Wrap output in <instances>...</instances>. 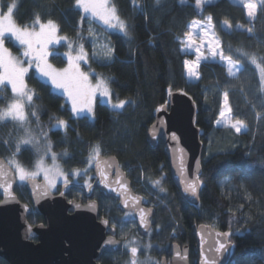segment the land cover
<instances>
[{
  "label": "trees",
  "instance_id": "1",
  "mask_svg": "<svg viewBox=\"0 0 264 264\" xmlns=\"http://www.w3.org/2000/svg\"><path fill=\"white\" fill-rule=\"evenodd\" d=\"M13 2L17 25L31 26L39 16L41 23L51 20L58 25V37L67 38L52 48L53 66L64 68L66 55L77 53L82 45L96 75L110 86L113 99L126 104L112 109L97 101L93 118L74 116L65 98L37 76L35 64L24 63L29 68L25 84L33 99L25 102L27 123L23 126L15 120L0 121V159L8 163L15 159L27 170L43 159L72 177L73 170L91 167L95 160L89 157L98 145L100 155L118 158L120 166L130 172L133 186L137 185L136 192L155 207L152 230L156 242L189 246L191 264H197L192 227L213 225L232 234L234 248L227 264H264V83L256 66L264 67V0H254L257 12L253 18L233 0L205 3L201 11L196 0H109L126 22L128 36L96 18L90 24V14L79 9L76 0H0V8L6 11ZM209 16L223 54L243 69L231 77L223 64L208 61L199 67L200 78L190 81L184 63L189 55L182 51V39L193 21ZM97 39L113 49L111 59L94 57ZM5 43L12 55L23 56V49L11 38ZM175 91L188 94L197 108L196 125L204 145L202 193L197 205L188 203L173 182L163 142L152 148L147 140L156 113ZM225 93L234 120L244 123L247 131L237 134L216 126ZM13 100L7 85L0 91V110ZM60 120L66 125L57 127ZM29 135L33 143H21ZM49 143L51 149L46 153ZM156 181H160L158 186ZM16 193L21 201L30 203L23 185L16 187ZM68 196L76 197L75 191ZM104 199L100 200L103 213L123 215L115 210L114 199ZM29 221L41 223L43 217L33 212ZM117 256L119 253L105 254L101 263L120 264ZM0 264L7 262L0 258Z\"/></svg>",
  "mask_w": 264,
  "mask_h": 264
},
{
  "label": "water",
  "instance_id": "2",
  "mask_svg": "<svg viewBox=\"0 0 264 264\" xmlns=\"http://www.w3.org/2000/svg\"><path fill=\"white\" fill-rule=\"evenodd\" d=\"M196 112V104L188 94L172 92L168 102L156 113L155 121L147 133L152 148L163 142L171 178L182 197L192 205L199 203L202 193L200 173L204 153L201 131L196 125ZM105 161L110 162L112 167H108ZM0 162L9 171L15 197L7 199L3 189H0V258L7 264H102L104 252L122 250V240L115 236L117 228L111 226L106 218L98 219L100 211L97 201L85 204L69 201L66 196L68 184H64L61 191L55 194L46 180L39 178L26 180L24 187L30 203L21 201L16 193L18 179L15 169L4 159H0ZM101 169L107 179L101 176ZM94 173V186L117 199L123 211L132 212L139 233L148 235L153 228L156 209L146 206L142 197L134 192L131 180L120 166L118 158L115 155H99L94 163ZM188 181L198 185L195 196L184 190ZM126 197L127 206L124 203ZM141 209L145 213L143 222ZM33 212L41 215L43 222L31 223L29 216ZM192 230L199 255L197 264H206L205 257H215L217 264L229 262L234 246L229 237L218 235L224 232L205 224H195ZM109 240L115 243L108 244ZM220 242L227 245V251L215 252ZM171 253L170 264H191L189 246L173 243ZM163 264L167 263L164 261Z\"/></svg>",
  "mask_w": 264,
  "mask_h": 264
},
{
  "label": "snow or ice",
  "instance_id": "3",
  "mask_svg": "<svg viewBox=\"0 0 264 264\" xmlns=\"http://www.w3.org/2000/svg\"><path fill=\"white\" fill-rule=\"evenodd\" d=\"M183 3L184 0H181ZM202 0H196V6L201 5ZM210 3L211 0H208ZM243 7L247 9V14L249 17L253 16L256 11V4L253 0H239ZM159 3V0H157ZM76 5L79 9H82L84 13L90 14L89 23L91 24V18H96L98 21L102 22L104 26L111 29L119 30L123 35L128 36L126 22L121 20L117 10L114 6L109 4V0H76ZM16 4L13 2L7 6V11L4 12L0 9V91L3 90L7 85L11 86V90L14 94V100L7 109L0 110V121L6 118H11L12 120L18 121L21 126L27 123V115L25 113V102H31L33 99V94L31 90H28L25 84V76L27 75L29 68L24 66L27 63L29 67L35 64L36 71L42 77H46L51 84L57 88L63 90L67 94L68 98L72 103V111L77 113L87 112L89 114L93 113V101L96 98L97 92L100 93L102 97H108V103L110 100V89L107 81L103 79H98L95 85H92L89 81L88 74L80 70L79 61L86 59V53L83 50V46H80L79 53L76 56H72L70 53L68 55V67L62 70L55 69L51 64L47 62V56L49 52L47 50L49 44L59 43L61 39H67L66 37H57L56 33L58 31V25L53 21L48 20L47 23H41L39 16L36 17L33 25L21 27L17 25L13 16V10ZM83 19V17H82ZM211 17H208L209 22H211ZM227 23V22H225ZM39 25V30L35 29V25ZM93 29L89 27V33L91 34ZM189 43L194 44L195 41L192 40V33L188 32L185 34ZM9 38H14L19 45L24 47L22 55L28 58L26 61H21L19 58L14 57L11 52L4 46V41ZM219 47V45H217ZM71 48V44H69ZM212 55L215 57L217 52L212 49ZM197 59L196 61H185V66L187 68L189 76H196V68L199 66L201 59H204V54L200 52L199 47L196 48ZM95 54V53H94ZM105 57L108 59L112 58L113 49L108 48L104 53ZM220 59L222 61L228 62V73L229 75H235L240 69L232 61L231 56H224L223 52L219 53ZM251 63L256 64V58L251 57ZM260 70L261 82L264 83V67L256 65ZM225 101H227V93H225ZM126 104L125 100H119L117 103L112 104L115 109H122ZM35 116V112L32 113ZM220 117H225V112L222 110L220 112ZM217 123H221L217 120ZM226 126L234 128L236 132H240L243 127L242 122L231 123L230 121H225ZM66 125L63 120L58 121L59 126ZM23 144L33 143L32 137L29 135L27 138L21 141ZM46 153L50 151V143L45 146ZM20 150V144H17V152ZM100 155V148L97 145L93 148L90 154V160H97ZM53 161L56 160V154L52 153ZM108 167H112V164L108 161L104 162ZM9 166L14 167L16 174L21 182L26 180H34L35 176L43 171L45 174V180L49 187H55V177L64 176L65 184L68 183L67 175L63 171L55 166L53 169L45 168L43 165V160H38L36 163L37 171H28L25 169L18 161L12 159L9 161ZM99 166V162H98ZM80 170H73L74 174H79ZM85 170V174H86ZM52 174L51 176L49 174ZM100 174L104 179H107L106 174L103 169L100 170ZM155 184L158 186L160 181H156ZM197 184L193 181L186 182L185 191L190 192L193 196L197 194ZM122 188H126L125 185H121ZM0 189L7 199H15L12 193V183L9 179V171L5 165L0 162ZM115 191V189H113ZM160 191H164L160 188ZM46 194V192L44 193ZM6 202V201H5ZM139 202L138 200L136 201ZM125 206H127L128 198L124 200ZM141 221L145 219V213L143 209L140 210ZM107 224V221H104ZM224 237H230L232 234L230 232L219 233ZM108 244H114L115 241L109 240ZM130 246V245H129ZM227 251L228 247L224 242L218 243L215 247V252L219 253L221 251ZM137 247L130 246V252L132 256L131 264H137L136 254ZM180 253L177 252V256ZM206 264H217L215 257H205Z\"/></svg>",
  "mask_w": 264,
  "mask_h": 264
},
{
  "label": "rangeland",
  "instance_id": "4",
  "mask_svg": "<svg viewBox=\"0 0 264 264\" xmlns=\"http://www.w3.org/2000/svg\"><path fill=\"white\" fill-rule=\"evenodd\" d=\"M186 1L187 0H184V2H186ZM211 1H214V0H211ZM233 1L236 2V3L241 4L239 2V0H233ZM205 3H208V0H202L201 5L199 7H197V8L201 11L202 7H203V4H205ZM253 3H255L254 0H253ZM109 4H110V2H109ZM6 11H4V12H6ZM256 12H257V5H256V11H255L254 15L251 16L250 18H253L256 15ZM36 30L37 31L39 30V26L37 27ZM189 32L192 33V40L195 41V43L194 44H190L188 39H187V37L182 39V41H183L182 51L189 55V57L187 58V61H190V62L191 61H196L197 55H198L197 52H196V48L197 47H199L200 52H202L204 54V57H206V58L200 60L199 66L195 70L196 73H197L196 76H189L187 68H186V75H187L188 79L190 81H197L200 78V74H199L200 65L202 63L208 62V61L219 62V63L223 64L226 67L227 71H228V62L227 61H222L220 59V55H219L220 52H223L222 47H221V41L219 40L218 36L216 35L213 23L209 22L208 17H206L205 20H199V21L195 20V21H193L190 24V31ZM56 35L58 37V32L56 33ZM11 39L13 40V42L16 45L21 47L23 49V51H24V47L23 46L19 45V43L16 42L14 40V38H11ZM59 43H60V41H59ZM59 43H54V44H49L48 45L47 50L49 52V55L47 56V62L49 64H51L50 57H51L52 48L57 46V45H59ZM217 45H219V47H217ZM4 46L7 48L5 41H4ZM108 48H109V45H108L107 42H105L103 39L98 40V42L96 44V51H95L94 57L95 58H100V57L105 56L104 53L107 51ZM212 49H215L216 52H217V55L215 57H213V55H212V51H211ZM84 52L86 53V59L83 60V61H79L78 62L79 66H80V70L82 72L88 74L89 81H90V83L92 85H95L97 83L98 79L105 80L103 77L96 75V71L92 67V64H91V62H90V60L88 58L87 52L85 50H84ZM78 53H79V51L77 53H75V54H72V53H70V54L72 56H76ZM13 56L19 58L21 61H23L24 59L26 60V57H24V56H21V57H24V58H21L18 55H13ZM66 56H67V63H66V66H64V68L68 67V55H66ZM235 65L240 70L235 75H230L231 77H236L241 72V70L243 69L241 64L235 62ZM24 66L26 67L25 64H24ZM53 67L55 69H57V70L64 69V68H62V69L56 68V66H53ZM37 76L42 81H44L47 84H49L54 92L62 95L65 98L66 102L69 103L70 109L72 111V103H71L70 99L68 98L67 94L64 93L63 90L55 88L46 77L40 76V74L38 72H37ZM109 89H110V100H111V103L107 102L108 99H109L108 97H102L100 95V93L97 92L96 98L93 101V113H91V114H89L87 112L77 113V112H73L72 111L74 116H85L86 115V116H89V117L93 118L94 117V107H95V104H96L97 101H100L101 103H104V104L108 105L110 108L115 109V108L112 107V104H115L118 101L113 99L112 91H111L110 86H109ZM222 110L225 112V117L224 118L220 117V113H219L218 120H220L221 123L218 124L216 122V126L217 127L224 128V129H230V130H232L233 132H235L237 134H240L242 132L247 131V127H246V125L244 123H242L243 127L241 128L240 132H236L234 128L226 126V123H225L226 120L230 121L231 123H236V122H240V121L234 120L232 112H231V108H230L228 102L225 101V94H223V99H222V103H221L220 112ZM6 119L12 120L10 117L6 118ZM94 163H95V161L92 162L91 167L89 169L80 170L79 174H74V172H73L72 173L73 174L72 177L68 176V174H65L64 172L63 173L65 175H67L68 182H73L74 181V182H77V183L88 184V182H89L88 179L91 176H93V165H94ZM43 165H44L45 168H48V169H53L56 166V165H54L53 162L52 163H48V161H46V160H43ZM85 170H87L86 174H85ZM28 171H37V169L35 167L33 170H28ZM127 172H128V174L130 173L128 170H127ZM49 175L51 176L52 174L50 173ZM35 178H39V179H44L45 180L44 172L40 171L35 176ZM17 179H18V186H22V185L24 186L26 181L21 182L19 180L18 175H17ZM64 184H65L64 176H57V177H55V187H50V188H51L52 192L59 191ZM154 184H155V182H154ZM166 194H168V193H166ZM117 225L120 228L119 236L123 240V247H124V250L119 253V256L115 257L116 260L120 261V264H131L132 260L129 257V254L131 253L130 252V246L131 247H137V249L139 251L138 254H136V256H137L136 257L137 264H159L158 261L156 260V257H154V258L153 257L152 258L149 257V252L151 250H153V249L154 250L159 249L160 251L162 250V248L157 246L158 245V243L156 242L157 236H154L153 230H151V233L148 236H141L139 234V232H138L137 224L133 220V216L131 214L122 215L121 216V222L118 223ZM156 231H159V228H157ZM164 245H166V244H164Z\"/></svg>",
  "mask_w": 264,
  "mask_h": 264
},
{
  "label": "flooded vegetation",
  "instance_id": "5",
  "mask_svg": "<svg viewBox=\"0 0 264 264\" xmlns=\"http://www.w3.org/2000/svg\"><path fill=\"white\" fill-rule=\"evenodd\" d=\"M128 177H129V174L128 172L126 171ZM130 178V177H129ZM95 173H94V165H93V176H91L89 179H88V184H84V183H77V182H68L67 184L69 185L68 186V191H67V194L66 196L68 197V200L69 201H79V202H82L83 204L87 203L88 201H97L98 202V205H99V217L98 219L101 220L102 218H106L110 225L111 226H115L117 228V231H116V234L115 236L119 239L120 236H119V226L117 225L118 223L121 222V216H117L114 212V214H112L110 211L107 212L106 214L102 212L101 210V205H100V200H105L104 198L106 199H114V201L117 202V206H116V211L120 210L121 213L123 215L125 214H131L133 216V220L136 222L135 218H134V214L132 212H125L123 211L121 208H120V202L113 198V197H109L104 191L100 190L99 188L95 187L94 186V182H95ZM114 179V177H113ZM131 180V179H130ZM132 183V181H131ZM132 188L134 190V192L139 195L140 197H142L143 201H144V204L146 206H151V205H148V202L146 201L145 199V196L142 195V194H138L136 192V189H137V185L136 186H133L132 184ZM61 190V189H60ZM59 191H54L53 193L57 194L60 192ZM70 191H75L76 193V197H69V192ZM137 224V222H136ZM138 229V227H137ZM139 232V231H138ZM151 233V232H150ZM149 233V234H150ZM140 234V233H139ZM148 234V235H149ZM141 235V234H140ZM148 235H141V236H148ZM122 240V239H121ZM122 243H123V240H122ZM158 243V242H157ZM166 245L162 244V243H158V247L162 248V250L160 251L159 249H156V250H151L149 252V257L150 258H154L156 257V260L158 261L159 264H163V262L165 261L167 264H170L171 263V258H172V253H171V246L173 243H165ZM166 246V247H165ZM196 248H197V244H196ZM124 250V247L122 246V250ZM121 251L119 252H116V253H111V252H104L101 256V259L102 257L105 255V254H118L120 253ZM198 251V249H197ZM139 251H137V254H138ZM151 254V255H150ZM129 257L130 259L132 260L131 258V253L129 254ZM137 257V256H136ZM198 262V261H197Z\"/></svg>",
  "mask_w": 264,
  "mask_h": 264
}]
</instances>
